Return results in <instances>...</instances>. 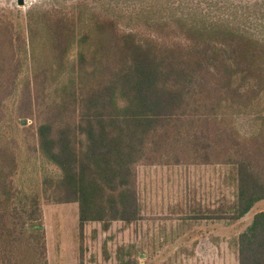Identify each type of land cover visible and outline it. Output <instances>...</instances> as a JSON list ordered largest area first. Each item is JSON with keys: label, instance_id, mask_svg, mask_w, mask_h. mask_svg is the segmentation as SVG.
<instances>
[{"label": "trees", "instance_id": "16d2710c", "mask_svg": "<svg viewBox=\"0 0 264 264\" xmlns=\"http://www.w3.org/2000/svg\"><path fill=\"white\" fill-rule=\"evenodd\" d=\"M25 62L30 75L20 91ZM16 95L21 116L35 122L38 152L62 174L21 193L19 146L0 131V264H49L45 204H77L81 232L88 223L139 221V167L229 168L234 221L264 201L257 39L201 27L167 42L123 31L93 11L46 12L29 23L27 38L0 23V128L4 104ZM240 117L252 120L249 136L237 128ZM238 245L239 264H264V212Z\"/></svg>", "mask_w": 264, "mask_h": 264}, {"label": "rangeland", "instance_id": "374dc122", "mask_svg": "<svg viewBox=\"0 0 264 264\" xmlns=\"http://www.w3.org/2000/svg\"><path fill=\"white\" fill-rule=\"evenodd\" d=\"M23 1L25 5L20 6L19 0H0V23H13L24 38L29 23L46 12L71 17L93 11L112 17L123 31L134 30L167 42L184 37L191 29L205 27L228 30L264 43V0ZM76 58L77 48H73L69 60L74 62ZM29 71L25 62L18 78L20 91ZM18 97L6 100L0 131L12 136L19 146L14 178L17 189L32 194L40 191L45 176L60 178L62 173L38 152L35 122L21 116ZM237 128L243 136H249L252 120L238 118ZM138 190L141 218L134 225L187 222L194 217L193 212L202 210L208 214L209 209L222 210L224 214L227 209L229 217L236 198L230 169L225 166L139 167ZM260 212H264V201L240 221H233L238 223L236 234L244 232ZM43 213L49 264H135L139 263V255L148 251L144 244L139 248L129 244V224L114 222L106 229L102 223H88L81 232L77 204H45ZM237 246L239 249V245H234Z\"/></svg>", "mask_w": 264, "mask_h": 264}, {"label": "crops", "instance_id": "0c3cea01", "mask_svg": "<svg viewBox=\"0 0 264 264\" xmlns=\"http://www.w3.org/2000/svg\"><path fill=\"white\" fill-rule=\"evenodd\" d=\"M226 210L225 214L217 209H209L208 214L199 210L187 222L130 223L129 244L138 248L144 244L148 250L135 264H239V249L234 245L243 232L236 234L238 223L228 218Z\"/></svg>", "mask_w": 264, "mask_h": 264}, {"label": "water", "instance_id": "95a60500", "mask_svg": "<svg viewBox=\"0 0 264 264\" xmlns=\"http://www.w3.org/2000/svg\"><path fill=\"white\" fill-rule=\"evenodd\" d=\"M19 5H20V6H23V5H25L24 1H23V0H19ZM22 123H23V125H25V124H26V122H25V121H23Z\"/></svg>", "mask_w": 264, "mask_h": 264}]
</instances>
